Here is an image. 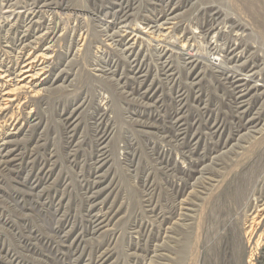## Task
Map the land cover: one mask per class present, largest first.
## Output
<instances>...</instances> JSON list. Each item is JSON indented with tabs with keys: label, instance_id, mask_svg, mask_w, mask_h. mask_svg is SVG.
Returning <instances> with one entry per match:
<instances>
[{
	"label": "rangeland",
	"instance_id": "rangeland-1",
	"mask_svg": "<svg viewBox=\"0 0 264 264\" xmlns=\"http://www.w3.org/2000/svg\"><path fill=\"white\" fill-rule=\"evenodd\" d=\"M31 60L0 264H264V0H0V71Z\"/></svg>",
	"mask_w": 264,
	"mask_h": 264
},
{
	"label": "bare ground",
	"instance_id": "bare-ground-1",
	"mask_svg": "<svg viewBox=\"0 0 264 264\" xmlns=\"http://www.w3.org/2000/svg\"><path fill=\"white\" fill-rule=\"evenodd\" d=\"M5 13V12H4ZM11 12H7L6 14H10ZM8 19V18H7ZM150 28V27H149ZM35 39V38H34ZM36 42V41H35ZM44 56V55H43ZM45 57V56H44ZM37 59V58H36ZM36 61H26L23 65V67L21 68V70H19L18 73H16V80L14 79H9L11 77L10 74L6 75L5 72H2L0 71V79H4V78H8L7 82H13L14 84L10 85L11 90H7L3 95L2 97V100H1V103H0V114L3 115V118H5V120L7 119V115L4 116V112L7 108V105L10 103L11 105H14V103H18L20 100H19V97L14 94V93H18L19 91L23 92V91H27L26 93L28 95H31V96H35V95H38L39 94V91H41L39 89V86H41L43 83H45V80H42L41 83H39V78L41 75L44 74L42 68H39L37 70H34V68L36 67L35 65ZM209 63L212 64V65H215L216 63V60L215 59H212V60H209ZM165 65V64H164ZM45 66V65H44ZM44 68V67H43ZM10 72V71H9ZM15 75V74H13ZM59 77V76H58ZM6 82V83H7ZM240 81H237V84L239 83ZM231 83V82H230ZM5 84V83H4ZM39 84V85H38ZM3 87V86H2ZM236 87V86H235ZM237 93V92H236ZM255 93V92H254ZM238 98V97H237ZM25 99V98H24ZM242 100V99H241ZM13 112V111H12ZM13 114V113H12ZM2 118V119H3ZM10 120H12V117H9ZM4 120V121H5ZM16 121V120H15ZM5 123V122H4ZM14 126V129L13 130H17V125L13 124ZM17 133V132H16ZM14 133L12 134H7V137L4 138V140H2L3 142H1V146H4L6 145L7 143L6 142H9V137L13 136ZM6 139H8V141H6ZM6 141V142H4ZM4 150V149H3ZM8 151V150H7ZM8 154V153H7ZM5 154V155H7ZM4 162V161H3ZM101 164V163H100ZM264 208V207H263ZM262 208V209H263ZM251 239V238H250Z\"/></svg>",
	"mask_w": 264,
	"mask_h": 264
}]
</instances>
